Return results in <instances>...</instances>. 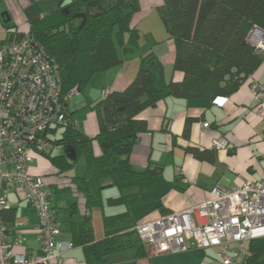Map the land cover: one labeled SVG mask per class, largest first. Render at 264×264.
Listing matches in <instances>:
<instances>
[{
	"label": "trees",
	"instance_id": "1",
	"mask_svg": "<svg viewBox=\"0 0 264 264\" xmlns=\"http://www.w3.org/2000/svg\"><path fill=\"white\" fill-rule=\"evenodd\" d=\"M139 9L138 0H61L54 12L31 25L28 33L57 64L61 94L71 93L69 101L75 91L86 90L95 76L121 63L119 50L128 52L137 47L140 35L132 21ZM157 12L169 40L176 46L182 41L189 43L187 58L176 59L173 64L182 79L165 81L160 60L153 53L146 55L139 61L135 78L123 90L109 89L91 106L98 123L94 138L86 136L79 127L55 128L51 133L55 138L49 142L62 146L63 153L51 156L45 150L37 154L46 157L60 173L73 169L82 155L85 175L74 179L85 207L92 210L107 204L125 208L121 213L103 216L101 240H94L87 222L72 226L74 243L82 248L85 264H110L111 254L130 248H136L139 256H148L134 230L138 223L133 221L130 209L159 200L153 179L160 172L152 167L137 169L130 163L133 147L148 130L146 121L137 115L166 98L214 101L227 97L264 60V54H258L247 42L253 28L264 32V0H163ZM78 14L84 16L82 26V18H75ZM93 141L97 142L100 155L94 154ZM67 148L74 149V160L67 157ZM188 151L200 160L211 156V152ZM212 151L216 150L212 147ZM107 187L116 188L119 196L103 201L102 192ZM246 250L243 264H264V238L251 240Z\"/></svg>",
	"mask_w": 264,
	"mask_h": 264
},
{
	"label": "crops",
	"instance_id": "2",
	"mask_svg": "<svg viewBox=\"0 0 264 264\" xmlns=\"http://www.w3.org/2000/svg\"><path fill=\"white\" fill-rule=\"evenodd\" d=\"M62 1L69 3L72 0ZM162 2L138 0L141 11L132 21L140 35L137 47L128 52L119 50L121 63L118 66L95 76L89 89L75 91L82 95L72 96L68 102L67 110L73 119L79 108L85 112L92 110L91 106L102 99L105 88L123 90L135 78L139 61L150 53L162 63L165 81L182 79V74L173 70V64L176 59L187 58L189 43L182 41L176 46L168 39L161 19L154 14V8L161 6ZM60 4L61 0H0V44L28 33L32 24L54 12ZM252 81L264 82V60L255 73L227 97L214 101L166 98L137 115L138 119L146 121L148 130L140 135L133 147L130 163L137 169L152 167L159 170L153 181L160 198L131 207L135 224L203 203L211 198L210 192L215 187L229 189L246 181L264 182V127L255 110L250 87ZM85 119L82 132L94 138L98 133L97 116L86 114ZM78 121L80 128L81 121ZM187 121H190L188 125ZM202 123L208 127L202 129ZM218 138L227 141L228 149L212 151V142ZM189 149L211 152V156L200 160ZM93 152L100 155L98 145L93 146ZM41 157L33 154L28 170L32 175L44 177L52 191L50 203L60 232L55 247L60 260L54 264H85L82 248L74 243L72 226L87 222L93 229L94 240H101L104 237L103 216L121 213L125 208L104 204L102 208L88 210L74 179L85 175L86 165L79 175L71 173L75 166L60 173ZM118 196L114 187H107L102 192L103 201ZM7 200L9 207L1 212V218L7 229L10 248L14 253L37 254L41 245L36 233L34 207L19 190L11 191ZM19 237L23 241L17 244ZM71 243L74 245L68 247ZM108 258L110 264H221L216 248L151 256H139L136 248H130Z\"/></svg>",
	"mask_w": 264,
	"mask_h": 264
},
{
	"label": "built area",
	"instance_id": "3",
	"mask_svg": "<svg viewBox=\"0 0 264 264\" xmlns=\"http://www.w3.org/2000/svg\"><path fill=\"white\" fill-rule=\"evenodd\" d=\"M251 32L247 42L264 54V32ZM250 87L264 127V82L252 81ZM102 93L107 95L109 88ZM70 96L61 94L58 66L32 34L0 44V214L9 207L8 193L19 190L35 209L41 245L35 255L14 253L0 217V264H54L60 260L55 253L59 228L50 206L52 191L43 177L29 173L28 166L33 154L45 152L53 129L79 127L66 108ZM207 127L201 124L202 129ZM212 147L226 150L228 143L218 138ZM210 195L186 210L135 225L148 255L216 248L221 264H243L248 242L264 238V182L215 187ZM22 241L19 237L16 243Z\"/></svg>",
	"mask_w": 264,
	"mask_h": 264
},
{
	"label": "rangeland",
	"instance_id": "4",
	"mask_svg": "<svg viewBox=\"0 0 264 264\" xmlns=\"http://www.w3.org/2000/svg\"><path fill=\"white\" fill-rule=\"evenodd\" d=\"M140 11H141V9H139V12L137 13V15H139V13H140ZM154 11H155V15L156 16H158L159 17V15H158V12H157V8H154ZM152 14H153V12H152ZM160 18V17H159ZM95 78V77H94ZM93 83H94V81H93ZM88 89L90 88V85L87 87ZM82 94H79V93H75V94H73V97L74 96H76V97H78V96H81ZM80 109V108H79ZM77 109V110H75V119H76V121L78 122V123H80L78 120H80L81 121V126H80V130L81 131H83L82 129H83V121L84 120H86L85 118H86V114H94L95 116H96V113H95V111L94 110H91V109H88L86 112L84 111V109ZM78 119V120H77ZM96 126H97V129H98V123H97V120H96ZM57 135V137L59 136V132L56 134ZM55 137H51L50 136V140H53ZM93 146L95 147V146H97V142L96 141H93ZM46 154H50L51 156H57V155H61L62 153H63V147L62 146H60L59 144L58 145H56V146H54L53 145V143H51V142H48V146L46 147V152H45ZM43 157V158H42ZM41 158L43 159V160H47L48 161V159L46 158V157H44V156H42ZM84 169H85V161H84V158H83V156L82 155H79V157H78V159L76 160V163H75V168L73 169V171L71 172V173H77V175H79V174H81L83 171H84Z\"/></svg>",
	"mask_w": 264,
	"mask_h": 264
},
{
	"label": "water",
	"instance_id": "5",
	"mask_svg": "<svg viewBox=\"0 0 264 264\" xmlns=\"http://www.w3.org/2000/svg\"><path fill=\"white\" fill-rule=\"evenodd\" d=\"M75 18H82V23H81V26L83 25V23H84V16L83 15H81V14H78V15H76L75 16ZM255 31H258V32H261V30H259L258 28H253L252 29V32H255ZM251 32V33H252ZM65 153L67 154V157L70 159V160H74V158H75V151H74V149H72V148H67L66 150H65Z\"/></svg>",
	"mask_w": 264,
	"mask_h": 264
}]
</instances>
